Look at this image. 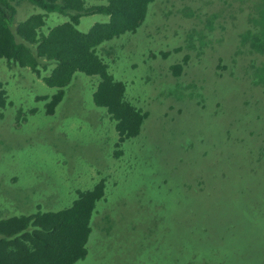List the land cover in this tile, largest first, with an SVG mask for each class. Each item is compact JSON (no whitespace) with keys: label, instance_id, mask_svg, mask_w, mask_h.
Listing matches in <instances>:
<instances>
[{"label":"rangeland","instance_id":"1","mask_svg":"<svg viewBox=\"0 0 264 264\" xmlns=\"http://www.w3.org/2000/svg\"><path fill=\"white\" fill-rule=\"evenodd\" d=\"M251 1L154 0L135 31L96 47L114 78L125 84V97L148 110L139 135L124 141L119 140L106 108L93 100L98 75L76 71L55 112L46 114L45 100L37 96H51L56 89L29 68L8 66L0 58V81L9 101L0 107V217L67 208L80 191L92 189L104 179V196L90 220L87 255L75 264H178L181 238L197 215L192 199L201 201L205 194L209 202L220 182H212L210 176L224 179V171L237 162L240 172L256 182L258 199L249 202L241 197L239 202L235 193L234 202L228 199L231 189L224 190L228 203L212 215L219 219L211 234L216 238L230 232L232 239L226 241H234L235 249L227 246L225 254L235 253L244 264L249 263L255 248H259L258 261L263 260L264 155L256 158L264 145L253 136L264 141V122L247 119L256 118L259 110L252 104L244 110L238 104L246 94L236 100L238 86L246 93L251 90L250 83L240 78H244L250 56H235L234 62L230 59L238 45L237 31L249 26H244L246 14L256 19L248 13ZM11 2L16 9L11 28L41 12L28 0ZM107 2L84 0V5ZM66 18L47 12L40 32L46 33ZM106 20L108 16L101 13L83 14L77 28L86 32L94 23ZM189 36L196 48L187 47ZM216 37L222 38L218 44ZM199 40L205 41L201 47ZM178 46L181 49L175 50ZM162 51L170 53L163 56ZM219 57L221 65H228L226 70L216 66ZM174 62L184 64L180 77L170 75L169 66ZM40 71L42 75L47 72ZM219 72L231 74V84L236 85L220 78ZM235 73L240 77L235 78ZM195 75L207 91L213 89L205 105L197 104L176 84L188 83ZM215 97L223 102L211 107ZM216 154L224 156V164L213 157ZM170 211L171 236L181 239L177 247L167 236ZM227 217L235 218V232ZM243 246L246 262L240 252Z\"/></svg>","mask_w":264,"mask_h":264},{"label":"trees","instance_id":"2","mask_svg":"<svg viewBox=\"0 0 264 264\" xmlns=\"http://www.w3.org/2000/svg\"><path fill=\"white\" fill-rule=\"evenodd\" d=\"M28 1L39 7L41 12L18 22L14 29V27L11 28V24L16 9L11 0H0V58L6 59L8 66L18 65L29 68L48 86L56 89L51 96H37V99L45 100L46 114L55 112L56 106L64 96V88L71 82L76 71L87 75H98L99 80L93 92L95 104L105 107L111 119L115 121L120 141L138 136L148 110L137 107L125 97V84L114 78L108 65L97 53L96 47L125 32L135 31L145 20L148 6L154 0H108L106 4L88 7L84 5V0ZM239 1L244 2V0ZM251 3L248 13H252L256 19H251L246 14L244 26H249L237 31L238 45L230 59L234 62L237 60L235 56H241V58L250 56L246 60L248 63L245 64L246 69L243 71L246 72L243 75L244 78L238 76V73L234 76L247 80L251 90L246 93L238 86L236 100H239L241 94H246L242 104L239 102L238 104L244 110H248L250 104L254 105L259 113L256 118L247 117V119L259 123L264 122V0H252ZM242 11L243 8L240 12ZM47 12H58L67 18L62 23L49 28L46 33H42L40 28L44 24ZM88 13L107 15L108 20L96 22L83 32L77 28V25L81 15ZM221 39L216 37V43L218 44ZM186 40L188 48H196L192 36ZM198 43L201 47L205 41L199 40ZM179 49L181 46L175 47V50ZM161 53L166 56L170 52L162 51ZM187 58L188 54L184 55L182 60L186 62ZM221 63L222 58L219 57L216 66L226 70L228 65L224 63L221 65ZM169 67L172 77H180L184 64L174 62ZM40 69L47 72L42 75ZM213 70L217 77V70L215 68ZM219 73L220 78L223 77L229 84L232 83L231 74L226 76L224 72ZM176 84L179 88L188 91L190 98L193 97L197 104L209 103L208 95L210 93V96L213 95V89L207 91L205 86L201 85V78L198 75L193 76L188 83L177 81ZM172 93L173 91L170 90L169 94ZM221 102H223L221 97H215L211 107L219 106ZM8 103L7 91L4 83L0 81V107L3 108ZM31 111L35 109L32 108ZM219 111L221 113V109ZM223 114L227 116V111L224 110ZM247 126L253 131L251 124ZM246 137L250 139L249 134ZM253 137L264 145L260 137L256 135ZM235 148L234 159L237 161L238 149ZM261 148L262 151L256 159L264 155V146ZM242 151L246 152L244 148ZM226 152H230L229 148H226ZM213 157L220 159L224 164L223 155L216 154ZM234 164L224 171V179L221 180L216 175L210 176L209 180L212 182H219L218 180L220 182L216 185V192L209 202L204 199L208 198L205 194L201 201L192 199L191 204L195 208L193 212H197V215L195 219H190L191 222L185 229L184 236L181 238L183 239L182 247L179 244L181 239L179 240L176 235L171 236L172 213L169 212L170 233L167 236L174 247L179 244L180 252L176 256L178 264H244L241 257H237L235 253L225 254L227 246L230 248L232 245V250L235 249L234 241H226L227 238L232 239L230 232L225 231L216 238L211 234L216 220L219 219V216L212 215L219 214L222 204L228 203V199L236 202L235 193L239 202L241 197L249 202L258 199L256 182L252 181L251 176H245L240 172L241 168H237V162ZM205 170H208V167ZM234 170H238L239 173L233 172ZM212 171L215 170L212 169ZM228 188L231 189L230 195L224 202L227 195L224 190L228 191ZM104 190L105 182L101 179L92 189L80 191L72 205L67 208L37 210L28 214L0 217V264H75L84 259L87 255L86 244L91 233L90 220L96 203L104 196ZM209 213H211L210 216ZM201 216L206 219L197 218ZM227 218L232 232H235L237 229L235 218ZM174 219L175 221L178 219L176 214ZM160 237L165 238L164 235ZM245 248L246 246L241 247L240 252L246 262L247 254L243 252ZM255 249L257 251L250 255L248 264H264V259L258 261L259 248Z\"/></svg>","mask_w":264,"mask_h":264},{"label":"clouds","instance_id":"3","mask_svg":"<svg viewBox=\"0 0 264 264\" xmlns=\"http://www.w3.org/2000/svg\"><path fill=\"white\" fill-rule=\"evenodd\" d=\"M15 12H16V11H15ZM13 27H14V29L16 28V26H14V25H13ZM18 37H20V36H18ZM40 78H41V77H40ZM55 210H57V209H55ZM43 211H44V210H43Z\"/></svg>","mask_w":264,"mask_h":264}]
</instances>
